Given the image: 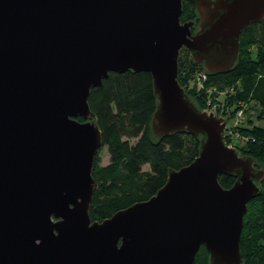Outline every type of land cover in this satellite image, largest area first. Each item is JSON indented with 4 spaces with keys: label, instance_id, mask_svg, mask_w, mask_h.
<instances>
[{
    "label": "water",
    "instance_id": "1",
    "mask_svg": "<svg viewBox=\"0 0 264 264\" xmlns=\"http://www.w3.org/2000/svg\"><path fill=\"white\" fill-rule=\"evenodd\" d=\"M0 0V264H243L247 203L264 170L226 144L224 117L195 107L178 82L186 48L207 73L229 72L264 0ZM147 72L156 137H199L154 195L92 220L102 146L88 97L110 72ZM221 174L235 178L229 188Z\"/></svg>",
    "mask_w": 264,
    "mask_h": 264
},
{
    "label": "trees",
    "instance_id": "2",
    "mask_svg": "<svg viewBox=\"0 0 264 264\" xmlns=\"http://www.w3.org/2000/svg\"><path fill=\"white\" fill-rule=\"evenodd\" d=\"M188 20L197 23V11L193 3L183 0L180 21ZM191 63L193 68L197 67L205 74L208 87H237L228 96L229 101H219L221 105L215 114L224 117L231 130V136L224 135L226 143L254 158L256 166H264V127L247 125L249 123L233 126L231 121L237 109L230 110L237 100L264 107V20L250 24L242 31L238 58L229 72L207 73L192 57ZM177 64L179 84L195 107L204 111L207 92H192L191 87L186 89L181 81L179 61ZM88 103L101 131L102 146H106L109 155L106 165L98 164L97 153L93 161L95 186L89 207L93 221H102L117 210L148 199L164 185L169 169L189 164L198 154L199 137L185 132L161 138L152 134L150 122L156 102L151 76L147 72H110L102 86L91 88ZM125 134L137 138L136 141L130 142L123 137ZM233 140L236 143L232 144ZM145 164L148 170H143ZM218 181L222 187L229 188L235 178L221 174ZM261 189L262 193L247 203L243 218L240 235L243 264H264V226H255V218H264V177ZM208 257V251L201 246L194 264H209Z\"/></svg>",
    "mask_w": 264,
    "mask_h": 264
},
{
    "label": "rangeland",
    "instance_id": "3",
    "mask_svg": "<svg viewBox=\"0 0 264 264\" xmlns=\"http://www.w3.org/2000/svg\"><path fill=\"white\" fill-rule=\"evenodd\" d=\"M183 48V49H182ZM180 54H179V72H180V76H181V81L184 85V87L186 89L188 88H192V92L196 91L197 93H200V91H206L207 95H206V105L204 111L206 112H212L213 114H215L216 109H218L219 105H221L219 103V101H229L230 98L228 97L229 95H231L232 93L235 92L237 87H224L221 89L216 88L215 86L213 87H208V83L207 80L205 79V77L203 76V72L198 69L197 67H192V63H191V54L190 52L185 49L184 47H182ZM181 69V71H180ZM230 110H235V114L233 115L232 118V124L233 126H236L237 124H247V125H251V124H257V125H261L264 127V107L255 104L253 102H242L240 100H237L236 103H233L230 107ZM229 110V111H230ZM241 112V115L243 116V118H237V114ZM216 115V114H215ZM231 130L229 129V136H231ZM123 137L128 138V140L130 142H134L136 141L137 138L131 137V136H127L126 134L123 135ZM228 137V136H227ZM238 141L241 140L240 137H238ZM232 144L236 143L234 140L233 142H231ZM229 146H232L228 143H226ZM233 147V146H232ZM235 148V147H234ZM98 164L99 165H106L109 162V155L106 149V146H101L98 151ZM242 154L246 155L245 152H242ZM256 168L258 169H262V167H264L263 165L259 164V165H255ZM149 167L148 165H143V170H148ZM255 223H256V227L257 228H262L264 226V218L261 219V217L255 218ZM259 250V249H258ZM257 250V251H258Z\"/></svg>",
    "mask_w": 264,
    "mask_h": 264
},
{
    "label": "built area",
    "instance_id": "4",
    "mask_svg": "<svg viewBox=\"0 0 264 264\" xmlns=\"http://www.w3.org/2000/svg\"><path fill=\"white\" fill-rule=\"evenodd\" d=\"M203 76L205 77V74L203 73ZM237 118H243V116L241 115V112H239L238 114H237ZM227 134H229V129H228V127H226V129H225V132H224V135H227Z\"/></svg>",
    "mask_w": 264,
    "mask_h": 264
}]
</instances>
